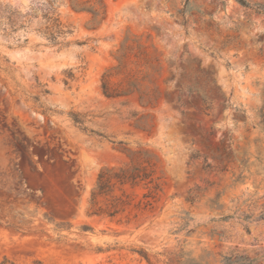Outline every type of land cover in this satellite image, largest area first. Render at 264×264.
I'll use <instances>...</instances> for the list:
<instances>
[{"label": "rangeland", "instance_id": "374dc122", "mask_svg": "<svg viewBox=\"0 0 264 264\" xmlns=\"http://www.w3.org/2000/svg\"><path fill=\"white\" fill-rule=\"evenodd\" d=\"M71 1L0 0V264H264V0Z\"/></svg>", "mask_w": 264, "mask_h": 264}, {"label": "trees", "instance_id": "16d2710c", "mask_svg": "<svg viewBox=\"0 0 264 264\" xmlns=\"http://www.w3.org/2000/svg\"><path fill=\"white\" fill-rule=\"evenodd\" d=\"M189 0H184L185 6H187ZM240 5L244 7H250L251 5L246 0H236ZM71 6L76 11H88L92 13L93 20H96L98 17V13L92 9L90 6H86L84 3H77L75 0L71 1ZM256 9L261 10L259 6L256 7ZM103 92L107 96H113L114 94L118 95H127L132 92V90L128 89L125 91H121L119 93H115L114 91H109V89L106 87V84H102ZM73 121L75 123L81 124L82 121L76 114L71 115ZM140 169L137 167H133L130 171H121L119 173H113L109 169L101 170L98 174L97 182L95 187L93 188L91 192V200L94 201L96 197L108 195L112 191L113 184L111 181L115 179L119 184L129 183L130 185L138 183V181L143 180L144 178L148 177L149 174L147 173H139ZM94 213H106L110 216L116 213V211L113 210H104L102 208H97ZM142 252V251H141ZM142 257L147 259V255L145 252L140 253ZM184 255L183 253H179L174 261H171L172 264H207L208 261H205L204 263L201 260H195L193 258H186L183 259ZM227 257H224L223 259H226ZM254 259H249L246 256H235L232 260L227 259L224 264H253ZM38 264H41L40 262Z\"/></svg>", "mask_w": 264, "mask_h": 264}, {"label": "bare ground", "instance_id": "6f19581e", "mask_svg": "<svg viewBox=\"0 0 264 264\" xmlns=\"http://www.w3.org/2000/svg\"><path fill=\"white\" fill-rule=\"evenodd\" d=\"M171 157H173V156H171ZM173 159H174V161H173V162H174V164L177 166V165H178V163H177V161H176V160H177V158L175 157V158H173ZM177 168H178V167H177Z\"/></svg>", "mask_w": 264, "mask_h": 264}]
</instances>
